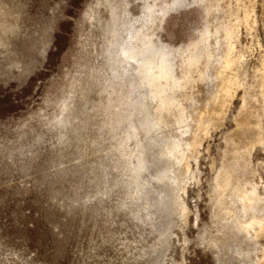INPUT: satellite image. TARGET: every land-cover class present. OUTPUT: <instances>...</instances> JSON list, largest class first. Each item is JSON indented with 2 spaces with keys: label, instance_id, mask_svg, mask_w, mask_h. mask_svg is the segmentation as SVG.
<instances>
[{
  "label": "rangeland",
  "instance_id": "obj_1",
  "mask_svg": "<svg viewBox=\"0 0 264 264\" xmlns=\"http://www.w3.org/2000/svg\"><path fill=\"white\" fill-rule=\"evenodd\" d=\"M185 1L166 16L158 38L178 50L211 32L216 58L232 46L229 75L239 86L197 149V161L190 160L182 199L155 181L162 167L149 154L151 194L136 203L128 185L135 159L130 163L126 153L189 123L184 118L167 128L174 117L161 115L160 101L151 100V121L164 119L159 133L128 137L131 122L140 119L130 115L129 102L139 92L150 97V88L142 90L138 75L134 84L116 79L124 74L121 58L111 61L107 51L115 34L127 37L126 22L141 16L144 2L0 0V264H264V233L243 232L225 218L217 188L227 167L230 208L240 207L239 185L264 198V0ZM157 3L160 10L174 0ZM226 29L233 33L229 41ZM206 61L194 73L195 91L185 92L187 104L195 100L191 109L216 90L213 78L201 81ZM244 106L257 127L238 129ZM163 196L168 211L155 215ZM262 205L256 214L264 218Z\"/></svg>",
  "mask_w": 264,
  "mask_h": 264
},
{
  "label": "bare ground",
  "instance_id": "obj_2",
  "mask_svg": "<svg viewBox=\"0 0 264 264\" xmlns=\"http://www.w3.org/2000/svg\"><path fill=\"white\" fill-rule=\"evenodd\" d=\"M139 1H143L145 4L141 16L126 22L127 37L120 41L121 36L115 34V42L111 44L107 51L109 60L113 61L114 55H118L121 58L118 65L122 66L124 74L121 76L115 74L116 79H121V81L128 79L127 82L134 84V79L131 77L138 75L142 90L146 91L148 90L147 87L150 88L148 92L150 97L146 92H139L138 97L129 102V107L132 110L130 115L132 116L133 113H137L140 119L138 125L134 121L131 122L127 132L128 137L129 139L138 137L140 130H143L147 135L151 134V136L153 134L156 136L159 133L160 125L164 123V119L161 117L159 120L156 118L157 122L151 121L152 117H150L149 107L151 100L160 101L157 110L161 115L167 112L169 117H174L172 121L165 122L167 128H171L172 125L174 127L175 124L178 125L180 122L184 124V118L189 123H185L183 126L175 129V131L179 132L177 133L179 135L171 134L172 136H165L164 141L162 139V141L158 139L153 141L148 140L144 145L140 143L139 150L130 151V154H128L129 152L126 153L130 163L133 158L135 159V163L129 165L131 171L128 185L134 186L136 194L134 201L136 203L148 199L151 194L149 187L153 183V181L146 178V173L153 168V164L147 158L151 154L160 164L159 167H162L160 169L161 171L155 176V181L164 182L163 184L168 183V188L178 198L182 199L178 194L186 193L188 176L192 173L190 160L194 158L197 161V149L209 137L212 127L219 126L226 115V98L230 97L234 88L239 86V81L236 77L229 75L234 62L231 53L232 46L229 45L225 54L216 58L210 48L211 44L209 45L208 42L211 37V32H204L200 43H193L188 47H183L178 50L171 49L168 45L160 41L157 32L161 29V24L169 12L185 4L186 1L174 0L171 7L160 6V10H156L159 7L157 3L159 0ZM225 33L226 40L229 41L233 33L228 29H226ZM216 34H219V31H216ZM205 58L207 59L204 63L206 67L204 65L205 69L200 73L202 77L201 81L206 82L213 78L216 90L206 101H202V104L196 101L194 103L195 107L191 109L192 106L190 103L195 100L191 97L192 102L187 104L185 92L188 89H194L195 91V88H197L194 73H196V70H198L202 60ZM212 69L214 75L211 77L208 74ZM241 111L247 113V117L244 120L238 121V129L242 130L250 126L257 127V124L254 125L251 123L249 117L252 116L245 106ZM178 115L180 119H178ZM126 120L128 119L126 118ZM119 122L121 123L122 120H119ZM182 129L184 130L182 131ZM259 139L260 137L257 136L256 140ZM246 144L249 148L254 146L253 142H247ZM157 151L159 152L158 155H156ZM190 152L194 153L193 157L189 155ZM228 154H230L229 150ZM179 168H182L180 169L182 173L177 178L174 172L178 171ZM230 173L231 169L229 170V168L224 167L217 178V188L220 195L218 209L225 211V218L231 220L243 232L251 233L254 231L256 236H260L264 233V218L257 216L256 213L263 207L264 198L259 195L256 188L248 190L246 187L239 185L234 187V189L240 207L230 208L225 199V194L232 187ZM163 199L161 204L156 207L155 215H160L164 211H168L169 205L166 204V198L164 197ZM181 206V212L185 219H187L188 210L185 204H181ZM240 210L245 211L246 214H244V217H238L237 211ZM248 213L252 214L248 215ZM151 217L149 215L147 219Z\"/></svg>",
  "mask_w": 264,
  "mask_h": 264
}]
</instances>
